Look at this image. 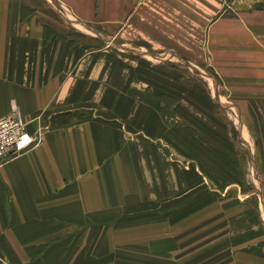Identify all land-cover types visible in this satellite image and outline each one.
Returning a JSON list of instances; mask_svg holds the SVG:
<instances>
[{
  "label": "crops",
  "instance_id": "0c3cea01",
  "mask_svg": "<svg viewBox=\"0 0 264 264\" xmlns=\"http://www.w3.org/2000/svg\"><path fill=\"white\" fill-rule=\"evenodd\" d=\"M205 71L264 127V0H0V117L26 126L24 151L0 165V264L56 259L63 224L96 222L86 209L190 188L191 127L175 113L187 96L213 100L185 85ZM259 203L260 222L237 219L193 264H264ZM48 224L60 229L41 245Z\"/></svg>",
  "mask_w": 264,
  "mask_h": 264
},
{
  "label": "rangeland",
  "instance_id": "374dc122",
  "mask_svg": "<svg viewBox=\"0 0 264 264\" xmlns=\"http://www.w3.org/2000/svg\"><path fill=\"white\" fill-rule=\"evenodd\" d=\"M181 62L191 72L206 70ZM185 85L205 86L213 98L209 102L187 96L189 112L175 113L176 117L184 116L191 127V136L186 137L191 142L190 167L199 175L190 188L151 204L127 199L126 205L112 201L110 209H86L89 219L96 222H82L79 216L78 228L63 224L62 253L48 259L47 264H193L194 257L199 259L200 251H206L207 244L213 242L214 234L227 231L237 219L241 222L253 217L260 222L256 209L260 201L264 202V127L256 125L263 123L249 122L246 113H239L228 99L218 97L208 71L199 81ZM176 86L182 87L179 82ZM251 130L250 143L245 134ZM197 153L206 172L194 157ZM182 220L187 223H180ZM46 229L51 231L39 241L41 245L53 241L50 236L60 225L48 224ZM168 231L177 234L170 238ZM37 242L32 238V245ZM206 256L200 259L204 261Z\"/></svg>",
  "mask_w": 264,
  "mask_h": 264
},
{
  "label": "built area",
  "instance_id": "2783aa9c",
  "mask_svg": "<svg viewBox=\"0 0 264 264\" xmlns=\"http://www.w3.org/2000/svg\"><path fill=\"white\" fill-rule=\"evenodd\" d=\"M25 136V123L18 116L0 117V165L22 154ZM39 140L37 137L34 141Z\"/></svg>",
  "mask_w": 264,
  "mask_h": 264
}]
</instances>
